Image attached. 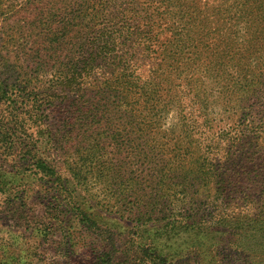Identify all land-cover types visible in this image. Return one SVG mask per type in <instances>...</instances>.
<instances>
[{"label": "trees", "instance_id": "16d2710c", "mask_svg": "<svg viewBox=\"0 0 264 264\" xmlns=\"http://www.w3.org/2000/svg\"><path fill=\"white\" fill-rule=\"evenodd\" d=\"M32 14L30 47L27 52L19 47L23 57L17 59L16 79L32 87L41 82L37 76L52 70L42 102L47 109L63 103V122L74 115V125H67L55 140L57 151L73 139L83 116L103 113L108 97L115 94L122 97L127 118L174 112L182 120L190 115L191 120L207 121L219 113L238 124V130H231L233 138L230 134L220 140L209 134L205 166L181 172L194 182L178 178L181 182L174 184L171 174L139 166V180L129 182L133 200L143 199L150 186L172 194L179 189L183 195L221 189L220 200L211 203L212 216L196 212L150 217L155 223L136 227L140 237L152 233L144 243L145 256L159 264L178 253L179 262L186 257L190 264H264V166L259 164L264 163V68L257 62L264 56V0H45L32 8ZM147 61L153 66L143 76ZM253 93L262 101L248 103ZM28 96L26 105L32 109L37 101L34 93ZM196 138H189L190 146L198 143ZM23 154L29 155L33 177H54L46 155L44 159L36 152ZM215 160L225 165L238 162L243 173L250 165L247 177L262 182L249 198L254 201L252 212L231 209L234 178L221 173ZM62 166L74 181L78 174L72 162ZM164 197L155 198L159 207ZM78 217L84 222L86 216L79 212ZM114 237L109 234L105 242L113 244ZM133 243L137 245L136 238ZM156 244L163 251L150 256L148 246Z\"/></svg>", "mask_w": 264, "mask_h": 264}, {"label": "rangeland", "instance_id": "374dc122", "mask_svg": "<svg viewBox=\"0 0 264 264\" xmlns=\"http://www.w3.org/2000/svg\"><path fill=\"white\" fill-rule=\"evenodd\" d=\"M44 3L45 0H0V264H159L145 256L144 243L152 233L140 237L136 235V227L150 226L155 223L152 218L168 215L188 216L199 212L212 216L215 210L211 203L219 199L221 189L218 192L209 189L204 194L191 190L183 195L179 189L172 194L150 186L138 201L129 194V182L139 180L141 164L161 171L159 174H171V183L181 182L178 178L194 182L181 172L205 166L209 134L222 140L238 124L219 113L207 121L191 120L190 115L188 120H182L174 112L166 116L150 114L144 119L127 118L122 113V97L115 94L108 97L103 113L87 114L88 119L83 116L73 139L57 151L55 140L68 130L67 125H74V115L63 122L62 110L66 109L63 103L47 109L42 102L44 82L52 70L46 69L37 76L41 82L32 87L19 85L16 79L20 72L17 59L23 57L19 47L24 52L30 47L28 25L35 20L32 8ZM15 24L18 25L14 27ZM257 62L263 69L264 56ZM152 64L147 61L143 76ZM31 74L36 76L35 72ZM30 92L37 101L32 109L27 108L25 98H29ZM260 101L253 93L248 103ZM49 136H53L51 143ZM191 136H197L195 146H190ZM28 151L44 154V159L46 155L54 166L49 173L56 176L44 180L33 177L29 155L23 154ZM236 159L240 162L239 155ZM67 161L72 162L78 174L74 181L62 166ZM238 162L212 163L220 167L221 173L234 178V194L229 205L235 206L231 209L238 212L244 207L250 213L255 206L249 198L257 187L262 188V182L247 177L250 165L243 173ZM58 176L60 179L55 180ZM57 184L61 187H56ZM157 196H165L162 207L155 202ZM162 208H167V212H161ZM79 212L86 216L84 222H78ZM64 227L66 232L62 230ZM109 234L115 236L113 244L105 242ZM134 238L137 245L131 244ZM148 247L150 256L163 251L158 244ZM181 255L178 253L173 259L169 255L164 264H190L186 257L182 262L176 259Z\"/></svg>", "mask_w": 264, "mask_h": 264}]
</instances>
